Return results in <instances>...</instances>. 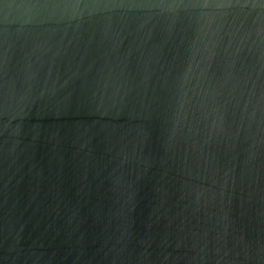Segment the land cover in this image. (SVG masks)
I'll list each match as a JSON object with an SVG mask.
<instances>
[{
  "label": "water",
  "instance_id": "obj_1",
  "mask_svg": "<svg viewBox=\"0 0 264 264\" xmlns=\"http://www.w3.org/2000/svg\"><path fill=\"white\" fill-rule=\"evenodd\" d=\"M0 264H264V0H0Z\"/></svg>",
  "mask_w": 264,
  "mask_h": 264
}]
</instances>
